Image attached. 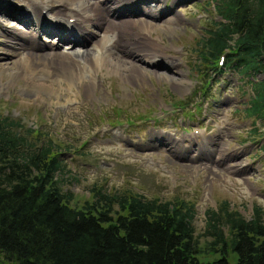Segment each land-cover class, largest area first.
I'll use <instances>...</instances> for the list:
<instances>
[{
	"label": "rangeland",
	"instance_id": "1",
	"mask_svg": "<svg viewBox=\"0 0 264 264\" xmlns=\"http://www.w3.org/2000/svg\"><path fill=\"white\" fill-rule=\"evenodd\" d=\"M160 1L148 4L150 9L140 18L150 23L148 32L134 23L125 27L122 37L126 44H136L139 54L151 51L137 63L140 68H104L97 76L87 69L82 76L88 86L70 79H65L66 87L58 84L66 100L58 92L47 97L27 86L22 76L1 72L0 115L18 121L23 129L38 126L59 146L65 165L60 188L72 196V206L81 207L100 188L108 194L183 202L193 206L195 233L209 240L206 213L223 203L245 219L259 207L264 218V122H256L259 131L251 135L254 120L245 114L253 96L250 78L234 68L219 71L224 59L201 63V39L216 19L211 0ZM6 3L30 9L24 0H0V7ZM163 10L168 15L153 21L151 15ZM52 16L47 15L50 20ZM11 30L25 32L0 15L3 63L15 60L11 48L3 45L8 40L5 31ZM119 30L123 32L121 26ZM44 37L45 44L55 46L57 40ZM256 79L264 80V74ZM175 105L185 109L175 110ZM198 124L207 126L203 131ZM191 135L201 136L193 140ZM215 144L224 150L213 152ZM0 264L11 263L0 256Z\"/></svg>",
	"mask_w": 264,
	"mask_h": 264
},
{
	"label": "trees",
	"instance_id": "2",
	"mask_svg": "<svg viewBox=\"0 0 264 264\" xmlns=\"http://www.w3.org/2000/svg\"><path fill=\"white\" fill-rule=\"evenodd\" d=\"M211 2L216 19L201 39V63L225 54L226 66L251 78L254 96L245 114L254 120L255 136V123L264 122V80L255 78L264 74V0ZM60 155L46 133L0 115V256L6 263L264 264L259 207L249 219L227 203L208 211L209 240L195 233L193 206L183 202L100 188L77 208L60 188Z\"/></svg>",
	"mask_w": 264,
	"mask_h": 264
},
{
	"label": "bare ground",
	"instance_id": "3",
	"mask_svg": "<svg viewBox=\"0 0 264 264\" xmlns=\"http://www.w3.org/2000/svg\"><path fill=\"white\" fill-rule=\"evenodd\" d=\"M24 1L30 6L29 11L28 9L9 11L10 4H8L6 7H0V15H4L9 20L14 19L26 27L32 25L34 20L38 31L36 33H20L16 30L3 32L8 37L3 45L11 48L10 57L15 60L0 62V73L9 74L12 72L15 78L22 76L21 79L25 80L27 86H31V89L37 90L47 97L58 92L61 100H66L67 94L60 92L58 88V84L66 87L65 79H70L72 83L79 81L88 86L89 83L82 76L87 69H92L95 76L100 72V69L104 68L138 69L144 60L143 56L152 54L147 50H143L144 55L139 54L138 51H134L135 49L139 50L136 44H126L127 39L122 38L125 27L129 25L128 28H131V25L134 26V23L142 24L147 32L150 25L144 19L127 22L121 20L128 16V14L116 10L122 0H104L102 3L106 5V8H101L102 3L91 0ZM128 5L130 4L124 1V5L119 7L126 8ZM46 13L53 15V22L44 26L41 15ZM119 26L123 32L119 30ZM25 33L29 35L30 39L24 38L23 34ZM39 33L56 34L58 44L65 47L71 46V48H66L68 50L73 48L72 51L64 54H52L49 51L54 50L55 47L40 43ZM86 45H89L90 48H83ZM1 59H6V57ZM173 66L174 63L171 62V67L173 68ZM208 90L209 88H206V93ZM215 147L213 152L224 150L221 145L215 144ZM215 162L219 163L220 159H215Z\"/></svg>",
	"mask_w": 264,
	"mask_h": 264
}]
</instances>
